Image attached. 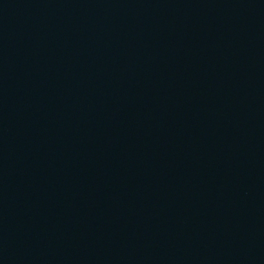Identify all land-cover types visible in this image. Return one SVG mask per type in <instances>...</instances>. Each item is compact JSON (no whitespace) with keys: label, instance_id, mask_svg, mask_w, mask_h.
<instances>
[{"label":"water","instance_id":"water-1","mask_svg":"<svg viewBox=\"0 0 264 264\" xmlns=\"http://www.w3.org/2000/svg\"><path fill=\"white\" fill-rule=\"evenodd\" d=\"M0 264H264V0H0Z\"/></svg>","mask_w":264,"mask_h":264}]
</instances>
